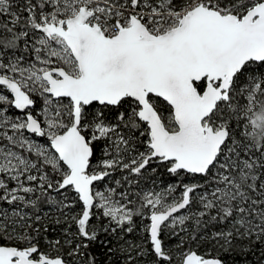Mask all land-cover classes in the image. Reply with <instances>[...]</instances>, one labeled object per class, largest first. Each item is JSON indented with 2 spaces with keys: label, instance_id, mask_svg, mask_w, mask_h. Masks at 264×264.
<instances>
[{
  "label": "snow or ice",
  "instance_id": "snow-or-ice-1",
  "mask_svg": "<svg viewBox=\"0 0 264 264\" xmlns=\"http://www.w3.org/2000/svg\"><path fill=\"white\" fill-rule=\"evenodd\" d=\"M0 264H264V0H0Z\"/></svg>",
  "mask_w": 264,
  "mask_h": 264
},
{
  "label": "trees",
  "instance_id": "trees-1",
  "mask_svg": "<svg viewBox=\"0 0 264 264\" xmlns=\"http://www.w3.org/2000/svg\"><path fill=\"white\" fill-rule=\"evenodd\" d=\"M161 179H165L164 177H162Z\"/></svg>",
  "mask_w": 264,
  "mask_h": 264
}]
</instances>
